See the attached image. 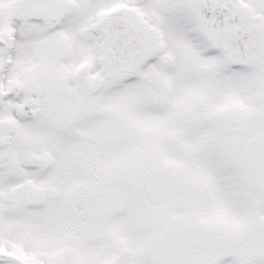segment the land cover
<instances>
[{
  "label": "snow or ice",
  "instance_id": "1",
  "mask_svg": "<svg viewBox=\"0 0 264 264\" xmlns=\"http://www.w3.org/2000/svg\"><path fill=\"white\" fill-rule=\"evenodd\" d=\"M0 264H264V0H0Z\"/></svg>",
  "mask_w": 264,
  "mask_h": 264
}]
</instances>
